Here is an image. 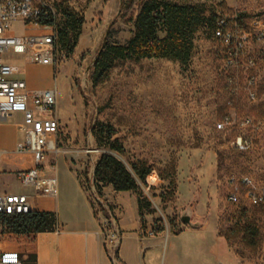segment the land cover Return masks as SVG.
<instances>
[{
    "label": "rangeland",
    "instance_id": "1",
    "mask_svg": "<svg viewBox=\"0 0 264 264\" xmlns=\"http://www.w3.org/2000/svg\"><path fill=\"white\" fill-rule=\"evenodd\" d=\"M180 6L204 5L208 14L238 12L244 27L256 17L264 20V0H158ZM127 0H58L60 28L68 14L83 17L84 24L72 55L59 53L61 63L54 69L60 117V154L50 155L46 171L56 167L63 200V212L84 220L87 213L80 189L95 187L99 198L107 195L93 184L95 165L103 153H111L129 168L143 161L153 168L150 185L142 186L154 212L142 226L135 198L117 193L111 204L113 217L122 228L120 254L125 264H218L216 255H231L239 264H264V206L255 207L243 200L228 201L229 180L249 177L264 192V44H253L249 54L257 68L242 76L256 75L259 98L230 97L226 83L224 48L213 38L212 28L198 32L190 62L158 58L118 62L108 76L97 78L94 65L102 44L109 40L126 45L135 33L140 11L137 0L127 9ZM15 35L36 38L43 30L15 24ZM164 35L161 34L160 38ZM62 54L66 60H62ZM5 61L23 65L22 58L8 53ZM25 71H23L24 74ZM250 117L257 129L217 130L225 115ZM21 114L12 119L16 123ZM110 125L123 146V153L99 149L93 134L98 124ZM253 141V148L241 152L232 147L237 136ZM24 141V135H20ZM7 159L0 166V194L24 193L15 176L3 174ZM22 164V163H20ZM51 166V167H50ZM174 180V186H170ZM111 188V187H106ZM191 206L194 221L203 227L193 230L181 222ZM111 210V211H112ZM242 210L260 228L262 243L250 251L239 242L229 245L219 235L221 227L232 225ZM0 247H12L2 236ZM159 230L162 232L157 233ZM137 239V240H136ZM213 251V252H212Z\"/></svg>",
    "mask_w": 264,
    "mask_h": 264
},
{
    "label": "built area",
    "instance_id": "2",
    "mask_svg": "<svg viewBox=\"0 0 264 264\" xmlns=\"http://www.w3.org/2000/svg\"><path fill=\"white\" fill-rule=\"evenodd\" d=\"M60 16L58 0H0V127L21 114V120L15 124L24 135V141L17 144L13 153L0 151V166L4 159L15 158L23 166L10 172L20 184L32 190L36 197L52 199L59 195L57 170L52 167V174L48 175L45 163L50 155L60 154L58 90L56 87L29 89L27 82L19 78L21 67L6 62L4 57L11 52L31 64L56 69L61 63L58 37ZM15 24L34 27L45 33L36 38L18 36L12 31ZM213 36L224 48L223 70L230 97L238 99L245 96L257 101L258 77L251 75L244 81L241 77L257 68V60L249 54V49L253 44H264V20L256 17L246 28L238 12L232 15L218 12ZM62 55L65 61L67 56ZM233 128L256 130L257 126L252 118H238L236 113L225 115L217 124V130ZM232 147L246 152L253 148V141L239 135L232 141ZM228 183L230 203L237 205L245 200L255 207L264 206V192L249 177H232ZM90 192L95 197V187ZM32 196L26 193L0 194V218L33 213ZM100 232L111 263L121 264L119 249L122 232L116 218H101ZM0 264H24V259L18 251L0 247Z\"/></svg>",
    "mask_w": 264,
    "mask_h": 264
},
{
    "label": "trees",
    "instance_id": "3",
    "mask_svg": "<svg viewBox=\"0 0 264 264\" xmlns=\"http://www.w3.org/2000/svg\"><path fill=\"white\" fill-rule=\"evenodd\" d=\"M137 0H127V9H131ZM140 11L135 21L134 36L126 45H116L106 40L98 53L94 65V75L97 78L108 76L118 62L127 60L168 59L187 64L191 61L195 39L201 29L208 27L213 30L216 15L208 14L204 5L180 6L158 0H138ZM84 24L83 17L68 14L62 27L58 28L59 50L67 56L72 55ZM164 36L160 38V35ZM214 38V36H213ZM93 134L99 149L110 152L123 153V146L119 140H113L115 132L110 125L98 124ZM153 168L146 162L139 161L130 164V168L117 156L103 153L95 165L93 184L101 191L111 187L115 192H131L137 197L138 213L142 226L147 215L154 212L152 204L144 195L142 186L150 185ZM171 180L170 186H174ZM242 210L236 222L225 224L219 231L229 245L239 242L250 251H257L261 247L262 236L260 228ZM4 225L2 236L12 239V247L22 256L28 249L34 248L36 236L39 233L53 232L56 225V215L47 212H33L24 216H7L0 218ZM162 232L159 230L157 233ZM24 264H36L34 255H28Z\"/></svg>",
    "mask_w": 264,
    "mask_h": 264
},
{
    "label": "crops",
    "instance_id": "4",
    "mask_svg": "<svg viewBox=\"0 0 264 264\" xmlns=\"http://www.w3.org/2000/svg\"><path fill=\"white\" fill-rule=\"evenodd\" d=\"M22 61L24 64L18 65L22 69L19 78L27 82L29 89L42 90L54 87L57 88V81L54 80L53 67L34 65L25 58H22ZM23 71H25L24 74ZM57 116L60 123L58 112ZM21 134L16 124L11 120L2 125L0 127V151L13 153L17 144L21 141ZM6 161L7 167L12 168L11 170L23 166L20 164L21 162H18L15 158L7 159ZM11 170L6 168L2 173L14 176V174L10 172ZM45 172L48 175L52 174L51 169L50 171H46L45 168ZM58 182L59 195L56 199L36 197L34 192L30 189L24 192L33 195L32 206L34 212L54 213L57 219L53 232L39 233L36 236L34 248L28 249L27 253L22 256L24 262L28 259V255H34L36 264H112L103 245L100 231L101 218H108L115 215L114 211L111 209V204L113 199L118 195L117 192L112 188H104L107 195L103 193L104 197L102 199L99 198L97 194V202L94 197H92L91 200L89 194L80 189L81 200L87 213V217L82 220L80 218H72L62 211L64 203L62 200L59 178ZM128 193L134 196L136 208L138 210L136 195L131 192ZM118 225L122 232L119 220ZM121 246L122 241L119 249V258L121 264H125L120 254ZM212 254L216 258L218 264H239L231 255H216L214 252Z\"/></svg>",
    "mask_w": 264,
    "mask_h": 264
},
{
    "label": "water",
    "instance_id": "5",
    "mask_svg": "<svg viewBox=\"0 0 264 264\" xmlns=\"http://www.w3.org/2000/svg\"><path fill=\"white\" fill-rule=\"evenodd\" d=\"M194 212L191 206H189L181 215V222L184 226L193 230H198L203 227V223L200 221H194Z\"/></svg>",
    "mask_w": 264,
    "mask_h": 264
}]
</instances>
